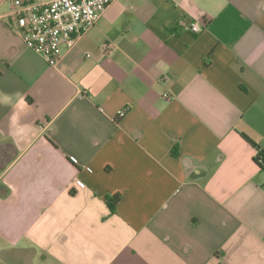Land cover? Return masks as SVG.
Returning a JSON list of instances; mask_svg holds the SVG:
<instances>
[{
  "label": "crops",
  "instance_id": "0c3cea01",
  "mask_svg": "<svg viewBox=\"0 0 264 264\" xmlns=\"http://www.w3.org/2000/svg\"><path fill=\"white\" fill-rule=\"evenodd\" d=\"M8 6L0 264H264V0H116L55 67Z\"/></svg>",
  "mask_w": 264,
  "mask_h": 264
},
{
  "label": "built area",
  "instance_id": "2783aa9c",
  "mask_svg": "<svg viewBox=\"0 0 264 264\" xmlns=\"http://www.w3.org/2000/svg\"><path fill=\"white\" fill-rule=\"evenodd\" d=\"M116 0H8V18L22 41L51 67L91 29ZM196 24L193 33L200 32ZM166 98V95H164ZM123 112L118 116H122ZM76 163L74 158H71Z\"/></svg>",
  "mask_w": 264,
  "mask_h": 264
},
{
  "label": "trees",
  "instance_id": "16d2710c",
  "mask_svg": "<svg viewBox=\"0 0 264 264\" xmlns=\"http://www.w3.org/2000/svg\"><path fill=\"white\" fill-rule=\"evenodd\" d=\"M124 113V111H123ZM122 116H118L116 120L120 119ZM255 161H259L260 163L264 164V157H263V153L262 152H258ZM262 168V167H261ZM119 200V196H114L109 200V208L111 209V211H113V208L115 206V204L117 203V201Z\"/></svg>",
  "mask_w": 264,
  "mask_h": 264
}]
</instances>
